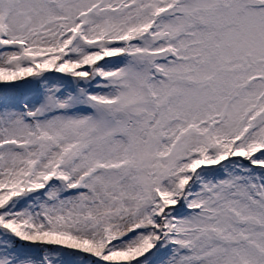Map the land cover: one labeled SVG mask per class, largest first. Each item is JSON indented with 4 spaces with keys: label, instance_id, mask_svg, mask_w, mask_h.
Masks as SVG:
<instances>
[{
    "label": "snow or ice",
    "instance_id": "obj_1",
    "mask_svg": "<svg viewBox=\"0 0 264 264\" xmlns=\"http://www.w3.org/2000/svg\"><path fill=\"white\" fill-rule=\"evenodd\" d=\"M0 264H264V0H0Z\"/></svg>",
    "mask_w": 264,
    "mask_h": 264
}]
</instances>
